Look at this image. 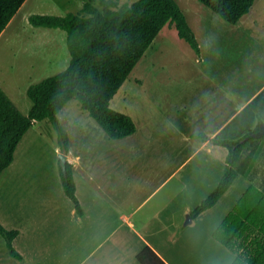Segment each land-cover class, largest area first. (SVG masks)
Masks as SVG:
<instances>
[{"label": "crops", "instance_id": "1", "mask_svg": "<svg viewBox=\"0 0 264 264\" xmlns=\"http://www.w3.org/2000/svg\"><path fill=\"white\" fill-rule=\"evenodd\" d=\"M197 15L195 25L187 19L199 42L187 73L154 74L153 39L137 62L152 75L127 77L111 98L112 107L134 119V133L110 138L97 123L96 133L69 139L65 153L83 214L64 190L40 191L32 176L37 169L16 148L0 174V221L18 230L12 243L22 259L9 254L4 240L0 264H141L136 254L145 245L167 264L234 261L236 253L212 233L249 186L264 191V138L219 200L184 224L189 210L219 182L227 154L225 146L193 134L215 136L264 90V0H255L235 23L205 5ZM146 79L154 84L152 93L141 91ZM168 82L174 83L173 104L162 100ZM139 130L142 137L134 138ZM183 147H189L184 154ZM57 175L61 181L59 170ZM255 234L242 240V258H250L247 249H263L264 236ZM254 258L264 264V258Z\"/></svg>", "mask_w": 264, "mask_h": 264}, {"label": "trees", "instance_id": "2", "mask_svg": "<svg viewBox=\"0 0 264 264\" xmlns=\"http://www.w3.org/2000/svg\"><path fill=\"white\" fill-rule=\"evenodd\" d=\"M24 1L0 0V34ZM199 1L228 23L237 22L255 2ZM100 6L86 1L83 6L86 14L69 11L65 14L32 13L28 17L32 25L60 28L66 32L70 60L64 69L28 86L26 94L32 104L27 113H23L0 86V174L13 162L19 142L35 121L49 118L57 132L60 150L68 151L69 133L58 114L71 98L79 100L110 138H123L134 133L136 123L132 116L112 107L110 100L165 24H173L178 36L199 51L195 32L177 0H134L120 6L118 0H100ZM260 122H264V90L215 136L209 137L204 132L193 134L198 140L225 146L227 154L224 172L217 185L189 210L192 220L213 206L235 177L245 171L255 152V142L264 138V134L243 138L257 130ZM249 143H253V147L242 158ZM60 174L65 194L73 201L77 213L83 214L69 161L65 173L60 167ZM253 231L257 232L254 238L264 236V191L249 186L212 235L236 253L231 264H255L254 254L264 258V242L263 249H257L256 253L253 249L245 251H249V259L242 258L239 249L242 240ZM17 233V229L6 228L0 221V234L9 254L22 259L12 243ZM136 257L141 264H167L149 245H145Z\"/></svg>", "mask_w": 264, "mask_h": 264}, {"label": "rangeland", "instance_id": "3", "mask_svg": "<svg viewBox=\"0 0 264 264\" xmlns=\"http://www.w3.org/2000/svg\"><path fill=\"white\" fill-rule=\"evenodd\" d=\"M86 1L101 7L100 0H25L0 34V86L23 113H27L32 104L26 94L28 86L64 69L70 60L66 32L60 28L32 25L28 17L32 13L65 14L69 11L86 14L83 11ZM132 1L134 0H118V5ZM177 2L190 24L195 25L198 11L204 4L199 0H177ZM154 45L155 48L149 57L152 59L150 63L154 64V74L160 73L162 76L171 77L175 74H185L190 70L194 58L191 57L193 49L187 41L178 36L173 24L167 23L162 27L154 38L152 46ZM149 75L152 73L142 72L140 63H137L128 78L132 80L135 76L146 78ZM166 84L169 95L162 100L173 104L174 83ZM153 85L146 79L142 83L141 91L149 90L152 93L155 89ZM155 97L153 100L157 101L158 97L156 95ZM168 108L172 107L167 105L166 109ZM59 118L69 133V139L74 142L82 132L96 133L94 128L97 124L96 120L76 98H71L63 106L59 111ZM170 120H173V115L170 116ZM141 137L142 131L139 130L134 138ZM57 145V132L49 118L35 121L18 144L17 151L23 156L27 166L37 169L36 172L32 170L34 172L32 176L39 180L40 191L56 190L57 187L61 192L64 190L57 175V171H60V163H55V160L59 161L60 151L56 149ZM252 147L253 143L247 145L242 158ZM221 148L226 150L224 147ZM188 149L189 147H183V154ZM0 242L4 243L1 234Z\"/></svg>", "mask_w": 264, "mask_h": 264}, {"label": "water", "instance_id": "4", "mask_svg": "<svg viewBox=\"0 0 264 264\" xmlns=\"http://www.w3.org/2000/svg\"><path fill=\"white\" fill-rule=\"evenodd\" d=\"M264 134V122H260L259 124V128L253 132H250L249 134H247L243 140H246L250 137H260ZM68 161V155L63 152V151H60L59 152V163H60V167H61V170L63 173L66 172V163ZM192 221V217L191 215L188 213L186 214V218L184 220V224H188Z\"/></svg>", "mask_w": 264, "mask_h": 264}]
</instances>
